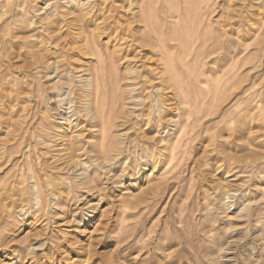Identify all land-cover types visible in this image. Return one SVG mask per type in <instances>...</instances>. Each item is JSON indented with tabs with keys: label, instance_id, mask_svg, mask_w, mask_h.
<instances>
[{
	"label": "rangeland",
	"instance_id": "374dc122",
	"mask_svg": "<svg viewBox=\"0 0 264 264\" xmlns=\"http://www.w3.org/2000/svg\"><path fill=\"white\" fill-rule=\"evenodd\" d=\"M1 233L0 264H264V0H0Z\"/></svg>",
	"mask_w": 264,
	"mask_h": 264
},
{
	"label": "bare ground",
	"instance_id": "6f19581e",
	"mask_svg": "<svg viewBox=\"0 0 264 264\" xmlns=\"http://www.w3.org/2000/svg\"><path fill=\"white\" fill-rule=\"evenodd\" d=\"M80 71V70H79ZM85 72V71H84ZM82 74H83V72H82ZM87 74V73H86ZM81 77H83V76H81ZM80 77V78H81ZM83 80H84V78H82ZM86 84L90 87V90H89V92L88 91H86V90H84L83 91V96H84V98H85V100H87L86 102L84 101V103H86L85 104V106H84V108L83 107H78L80 110L79 111H81V110H86V112H87V114H90L91 113V115H92V118H96L97 119V115L98 114H100L101 116L100 117H104V114H103V111L102 110H100L99 108H98V106H97V104H98V98H99V93H100V86H99V79H98V77L97 76H95L94 74H92V73H89V77L86 79ZM182 86V85H181ZM172 88V87H171ZM159 89V88H158ZM170 91V90H169ZM175 92V91H174ZM80 97H78L77 99H79ZM63 101V100H62ZM70 102V101H69ZM62 103V102H61ZM71 103H74L73 101H71ZM60 106V105H59ZM70 106H74V105H71L70 104ZM61 107H63V104H61ZM78 108H76V109H78ZM61 109V108H60ZM71 109V108H70ZM82 112V111H81ZM70 113V112H69ZM75 113H78V112H74V114ZM87 114H84V115H87ZM105 122V121H104ZM105 139H107V137L105 138H103L102 139V141H101V139H100V141L102 142V143H104V141H105ZM28 144V143H27ZM101 144V143H100ZM29 145V144H28ZM36 145V144H35ZM30 147H31V145H29V149H30ZM72 149V148H71ZM32 150V149H31ZM30 152V151H29ZM70 153V152H69ZM30 155V154H29ZM29 155H28V157H29ZM41 171V170H40ZM35 172V171H34ZM39 171H36V173H38ZM43 173V172H42ZM36 176V175H35ZM34 176V177H35ZM40 176H41V174H40ZM39 177V176H38ZM37 177V179H35L34 181H35V185H34V187H36V194H39V196L41 197L42 196V194L45 192V186L43 187L42 185H43V180L39 177L38 178ZM43 178V177H42ZM45 178V177H44ZM45 180V179H44ZM45 184V183H44ZM46 193V192H45ZM58 213V215L59 216H61V218L62 219H66L68 216H67V213H66V211H61V212H57ZM57 215V214H56ZM54 217V216H53ZM91 217V215H89V216H86L85 217V220H87L88 218H90ZM56 222V221H55ZM54 222V223H55ZM52 226V225H51ZM53 227H59V225L57 224V225H55V226H53ZM6 230V229H5ZM7 231V230H6ZM11 232V231H10ZM56 233V232H55ZM7 234V233H6ZM6 234L5 233H1L0 234V246H4V244L6 243V241H5V236H6ZM8 235V234H7ZM57 236V235H56ZM8 237V236H7ZM52 237V236H51ZM55 237V236H54ZM8 240V239H7ZM46 241H47V239H46ZM52 242V241H51ZM39 243V242H38ZM53 244H54V242H52ZM6 245H8V244H6ZM9 245H10V242H9ZM51 245V244H50ZM58 246V248L60 247V245H57ZM53 247H54V245H53ZM12 248V246H9V249H11ZM16 248V247H15ZM58 248H57V250H58ZM4 249H5V246H4ZM29 249V250H28ZM38 249H39V246L37 247V245H36V243H31L30 244V246H25V247H20V249H17L16 248V251L17 252H15L14 250H10L13 254H17V256H18V260H17V262H20V261H22V260H24L25 259V261L26 262H28V261H31L33 264L35 263V260H37V258H36V256L38 255ZM54 249H55V247H54ZM60 249V248H59ZM7 250H8V248H7ZM68 251V250H67ZM54 253V252H53ZM56 253V252H55ZM4 255H6V254H4ZM14 255V256H15ZM59 256V255H58ZM57 256V257H58ZM9 257V256H8ZM62 258V257H61ZM73 258V256H71L70 254H68L67 255V258L66 259H68V261L69 260H71ZM24 261V262H25ZM23 262V261H22ZM84 262H87V261H84ZM44 263V262H43ZM63 264V262H62V259H56V260H54L51 264ZM65 263V262H64ZM66 263H68L67 261H66ZM88 264H89V262H87Z\"/></svg>",
	"mask_w": 264,
	"mask_h": 264
}]
</instances>
